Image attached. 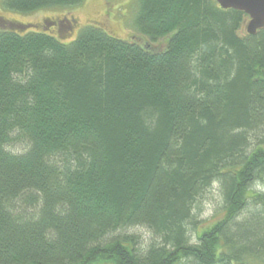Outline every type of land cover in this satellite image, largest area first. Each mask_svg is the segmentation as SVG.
<instances>
[{
    "label": "trees",
    "instance_id": "1",
    "mask_svg": "<svg viewBox=\"0 0 264 264\" xmlns=\"http://www.w3.org/2000/svg\"><path fill=\"white\" fill-rule=\"evenodd\" d=\"M246 19L138 0L137 41L1 22L0 264L264 262V30Z\"/></svg>",
    "mask_w": 264,
    "mask_h": 264
},
{
    "label": "rangeland",
    "instance_id": "2",
    "mask_svg": "<svg viewBox=\"0 0 264 264\" xmlns=\"http://www.w3.org/2000/svg\"><path fill=\"white\" fill-rule=\"evenodd\" d=\"M137 5L138 0H84L76 6L46 8L24 14L2 7L0 1V23L7 21L32 24L36 25V28L39 26V31L50 33V27L43 29L42 25L49 20L56 22L62 20L65 21V25L67 26L65 32L67 33L69 30H72L69 41H73L80 31L88 25L101 27L108 33L118 38H123L126 41H137V36L134 35L136 31L133 30L131 25L137 12ZM249 21V19H246L241 34L248 33L247 26ZM51 32L55 34L56 28H52ZM217 202L219 200L216 198L212 203L215 205ZM215 216L213 204H207L205 211L201 215L199 227L204 228L209 226L215 220ZM139 233L148 237L147 232L144 230L139 231ZM256 264H264V262H257Z\"/></svg>",
    "mask_w": 264,
    "mask_h": 264
},
{
    "label": "water",
    "instance_id": "3",
    "mask_svg": "<svg viewBox=\"0 0 264 264\" xmlns=\"http://www.w3.org/2000/svg\"><path fill=\"white\" fill-rule=\"evenodd\" d=\"M223 10H236L244 12L250 21L247 32L256 35L264 30V0H216Z\"/></svg>",
    "mask_w": 264,
    "mask_h": 264
},
{
    "label": "flooded vegetation",
    "instance_id": "4",
    "mask_svg": "<svg viewBox=\"0 0 264 264\" xmlns=\"http://www.w3.org/2000/svg\"><path fill=\"white\" fill-rule=\"evenodd\" d=\"M59 23H60V24H59ZM59 23H58V24H59L61 27L64 26V21L61 20V21H59Z\"/></svg>",
    "mask_w": 264,
    "mask_h": 264
},
{
    "label": "bare ground",
    "instance_id": "5",
    "mask_svg": "<svg viewBox=\"0 0 264 264\" xmlns=\"http://www.w3.org/2000/svg\"><path fill=\"white\" fill-rule=\"evenodd\" d=\"M138 40V39H137Z\"/></svg>",
    "mask_w": 264,
    "mask_h": 264
}]
</instances>
